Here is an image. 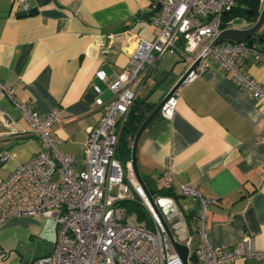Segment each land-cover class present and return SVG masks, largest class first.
I'll return each instance as SVG.
<instances>
[{
	"label": "crops",
	"instance_id": "0c3cea01",
	"mask_svg": "<svg viewBox=\"0 0 264 264\" xmlns=\"http://www.w3.org/2000/svg\"><path fill=\"white\" fill-rule=\"evenodd\" d=\"M30 8L33 13L18 15L12 0H0V82L11 85L17 100L30 102L41 113L58 109L51 133L58 149L72 154L80 169L88 127L111 97L94 72L101 68L116 76L126 70L125 45L136 37L154 40L159 27L151 18L156 10L151 0H31ZM255 42L264 46V41ZM163 56L135 84V99L151 101L153 108L189 66V60L177 54L188 64L176 71L171 66L158 86L156 77L149 83L154 68L164 71L172 64ZM244 68L264 87V59H249ZM93 83L102 89L101 105L94 100ZM43 149L21 110L0 93V154L11 155L0 163V182ZM136 160L153 189L162 187L161 171L171 161L172 184L164 188L166 194L153 197L179 241L184 242L186 232L192 237L190 248L198 243V200L179 193V183H186L216 199L206 213L214 246L231 248L250 235L255 246L264 249V99L251 96L230 71L210 61L183 85L172 118L159 111L141 132ZM42 218L11 216L0 224V264H28L36 257L26 256L23 244L43 232ZM56 229L54 221L56 236L45 254L53 249Z\"/></svg>",
	"mask_w": 264,
	"mask_h": 264
},
{
	"label": "built area",
	"instance_id": "2783aa9c",
	"mask_svg": "<svg viewBox=\"0 0 264 264\" xmlns=\"http://www.w3.org/2000/svg\"><path fill=\"white\" fill-rule=\"evenodd\" d=\"M30 1L12 0V4L18 12H27ZM234 3L235 0H151L156 10L151 21L159 27L154 40L136 37L125 45L128 67L118 75L109 76L101 68L94 72L95 78L106 84L111 97L97 122L88 127L80 169H76L72 154L58 149V140L51 133L58 109L41 113L30 102L17 100L11 85L0 82V93L21 110L31 133L45 147L16 165L0 182V224L11 216L40 214L56 223L53 249L30 259L28 264H184L136 181L130 159L122 163L115 157L118 123L126 119L136 98L135 84L167 52L187 58L189 65L197 59L198 62L163 103L160 113L166 119L175 113L181 87L195 79L210 61L230 71L234 81L251 96L264 99V87L244 68L249 59H264V46L245 39L213 43L219 32L234 22L230 19L223 26V13ZM91 87L95 102L103 104L100 85L93 83ZM10 156L8 151L2 152L0 163ZM172 178L171 161L167 160L160 174L161 185L170 187ZM179 193L196 198L199 205L198 243L192 252V237L186 232L184 235L189 264H233L237 259L264 264V249L257 248L250 235L231 248L211 243L206 213L215 198L186 183H179ZM136 196L148 209L151 226L120 205L122 200Z\"/></svg>",
	"mask_w": 264,
	"mask_h": 264
},
{
	"label": "trees",
	"instance_id": "16d2710c",
	"mask_svg": "<svg viewBox=\"0 0 264 264\" xmlns=\"http://www.w3.org/2000/svg\"><path fill=\"white\" fill-rule=\"evenodd\" d=\"M260 9V0H235L234 5L223 13V26L226 24V21L230 19L235 21L242 17L250 23H253L258 17ZM260 37L262 38V41H264V31L258 33L257 37L252 36L245 40L255 42L256 40L258 41ZM152 108L153 103L151 101L135 99L126 119L121 123L118 142L115 148V157H117L122 163H125L130 159L131 140L139 125L147 117ZM164 188L165 187L163 186L156 189L149 187L153 195L166 194L167 191ZM120 205L127 212L134 213L138 220H143L148 226H151V215L146 211V207L137 196L131 199L122 200Z\"/></svg>",
	"mask_w": 264,
	"mask_h": 264
},
{
	"label": "water",
	"instance_id": "95a60500",
	"mask_svg": "<svg viewBox=\"0 0 264 264\" xmlns=\"http://www.w3.org/2000/svg\"><path fill=\"white\" fill-rule=\"evenodd\" d=\"M33 9H29L27 12L20 11L18 12V15H26L33 13ZM264 24V0H262V6L259 11V15L257 19L247 28H235V27H227L222 29L219 34L214 39L213 43H217L220 41H235V40H243V39H249L252 36H256L258 34V31L261 27V25ZM259 42L262 41V38L260 37L258 39ZM198 59L192 62L181 74L179 79L174 83V85L167 91V93L160 99V101L155 105V107L150 111V113L147 115V117L141 122L138 129L136 130L132 143H131V151H130V162L133 174L135 176L136 181L138 182L143 194L145 195L148 203L150 204L151 208L159 218L161 224L164 227L165 233L168 236L173 248L175 251L179 254L181 260L184 264H189L188 262V252L189 248L187 245L182 243L181 241L177 240L171 231L169 225L167 224V221L165 220V217L163 216L159 205L157 204V201L153 197L152 192L150 191L149 187L147 186V183L144 179V177L141 175L137 160H136V149H137V143L138 139L140 137L141 132L143 129L147 126V124L158 114L160 111L163 103L166 101V99L173 93L175 89H177L180 84L182 83L183 79L187 76V74L195 67L197 64Z\"/></svg>",
	"mask_w": 264,
	"mask_h": 264
},
{
	"label": "rangeland",
	"instance_id": "374dc122",
	"mask_svg": "<svg viewBox=\"0 0 264 264\" xmlns=\"http://www.w3.org/2000/svg\"><path fill=\"white\" fill-rule=\"evenodd\" d=\"M251 24L252 23H250L249 21H247L246 19L242 17V18L236 19L231 25H229V27L247 28ZM163 57H164L163 58L164 60L168 59L170 63L172 64L171 65L166 64V68L164 67L165 69L164 71L159 70L158 68H154L153 72L150 75L149 83H152L153 77H156L157 86L158 84L162 82V80H165L166 77L172 72L171 66H175L174 67L175 69L173 70L176 71V69L180 70L182 69L183 66L188 64L187 60L184 61L183 59L179 58L177 54L167 52L164 54ZM174 59L176 62L173 63L172 61ZM145 89H147V86L145 87ZM146 211H148V209ZM42 222H43V228H44L43 232L40 235L34 236L33 239H30V240L26 239L24 241L23 250L25 251L26 256L32 257V256H41L45 254L49 250L56 236V231L54 230V221L50 219L48 216H45V218H42ZM176 237L177 239L181 240L178 235H176ZM194 248H195V245L192 244L191 252L194 250ZM244 264H257V263L254 262L253 260L248 259V260H244Z\"/></svg>",
	"mask_w": 264,
	"mask_h": 264
},
{
	"label": "bare ground",
	"instance_id": "6f19581e",
	"mask_svg": "<svg viewBox=\"0 0 264 264\" xmlns=\"http://www.w3.org/2000/svg\"><path fill=\"white\" fill-rule=\"evenodd\" d=\"M139 192H140V190H139ZM141 193V192H140Z\"/></svg>",
	"mask_w": 264,
	"mask_h": 264
}]
</instances>
